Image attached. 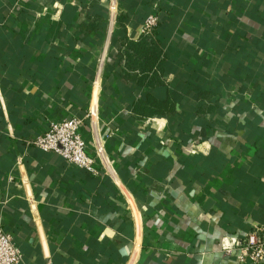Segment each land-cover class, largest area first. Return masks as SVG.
<instances>
[{
	"label": "crops",
	"instance_id": "crops-1",
	"mask_svg": "<svg viewBox=\"0 0 264 264\" xmlns=\"http://www.w3.org/2000/svg\"><path fill=\"white\" fill-rule=\"evenodd\" d=\"M108 5L0 0V220L21 264H264L220 249L264 224V0ZM71 117L96 175L31 144Z\"/></svg>",
	"mask_w": 264,
	"mask_h": 264
},
{
	"label": "built area",
	"instance_id": "built-area-1",
	"mask_svg": "<svg viewBox=\"0 0 264 264\" xmlns=\"http://www.w3.org/2000/svg\"><path fill=\"white\" fill-rule=\"evenodd\" d=\"M115 1L109 0V14L115 10ZM59 8L55 11L58 14ZM159 25L158 12H151L144 18L140 34L152 36ZM93 110H89V117ZM82 118L71 117L51 122L47 130L34 138L31 144L44 151L59 154L70 165L82 168L91 174H98L96 157L101 159L103 149L98 144L89 153L87 145L81 135ZM220 249L227 255L235 256L239 262L250 260L254 263H264V224L255 225L240 236H224L220 240ZM22 255L15 244L12 235L5 230L0 220V264H21Z\"/></svg>",
	"mask_w": 264,
	"mask_h": 264
},
{
	"label": "trees",
	"instance_id": "trees-1",
	"mask_svg": "<svg viewBox=\"0 0 264 264\" xmlns=\"http://www.w3.org/2000/svg\"><path fill=\"white\" fill-rule=\"evenodd\" d=\"M162 104V103H161ZM165 104V103H164Z\"/></svg>",
	"mask_w": 264,
	"mask_h": 264
}]
</instances>
